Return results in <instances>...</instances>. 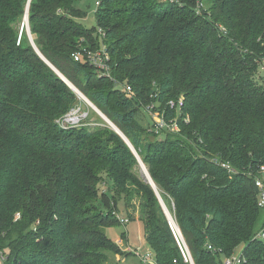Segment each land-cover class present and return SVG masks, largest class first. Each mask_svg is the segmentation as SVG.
Masks as SVG:
<instances>
[{
  "label": "trees",
  "instance_id": "16d2710c",
  "mask_svg": "<svg viewBox=\"0 0 264 264\" xmlns=\"http://www.w3.org/2000/svg\"><path fill=\"white\" fill-rule=\"evenodd\" d=\"M80 1H31L41 54L133 145L194 264H223L240 247L243 264H264V242L254 239L264 209L253 184L264 166V84L257 79L264 0H102L97 30L111 54V78L73 58L100 47L99 33L75 21L84 15ZM28 2L0 0L3 264H109L108 252L126 255L106 236L120 225L117 200L134 220V196L143 200L139 221L156 263L188 264L126 141L104 120L68 130L57 124L84 102L22 29ZM125 84L132 98L118 86ZM180 98V112L168 107ZM152 103L167 121L177 119L179 132L158 140L151 123L141 124Z\"/></svg>",
  "mask_w": 264,
  "mask_h": 264
},
{
  "label": "built area",
  "instance_id": "2783aa9c",
  "mask_svg": "<svg viewBox=\"0 0 264 264\" xmlns=\"http://www.w3.org/2000/svg\"><path fill=\"white\" fill-rule=\"evenodd\" d=\"M101 2L102 0L96 1V8L100 6ZM98 33L100 35V47L96 50H90L88 48H83L79 51H76L73 54V58L75 62H85V63L90 64L92 67L96 69L99 76L111 78V70H112L111 54L108 51V48L104 42V38H105L104 32L100 29ZM260 71L264 73V59L260 63ZM118 86H120L122 91L125 92L129 98H132L134 96V91L130 85L125 84V85H118ZM168 107H170V109L172 110H175L176 112L178 111L180 112L182 108L184 107V99L180 98L176 101H169ZM155 108H156L155 103H152L148 105L145 110L148 113L155 114L153 113V111H155ZM89 117H90L89 113L84 112L83 106L79 105L73 108L68 114L63 116L61 119L57 120V124L63 130L77 128V127H81L85 125L95 126L96 124H92L89 121ZM156 117H157V120L153 121L152 123V131L156 133L157 135H161L164 133L179 132V127L176 123L177 119L173 121H167L164 117V114L161 112H158V116ZM88 121L90 122L89 124H87ZM186 121H189L188 117L186 118ZM223 168L227 169L229 172L234 171L229 165H223ZM253 184L257 192L259 206L262 209H264V166H262L259 169L258 176L255 177ZM116 218L119 221L120 225H126L129 223V221L126 219L119 218L117 216ZM171 227H172L174 236L177 240L178 246L181 250L184 261L188 264H193L194 262L193 258L191 256V253L189 251V248L184 238L181 236L176 226L171 225ZM254 239L264 242V228L259 231V233L255 236ZM208 249L211 251L213 250L212 246H209ZM134 254L140 259L141 264H157L156 256L152 250L148 251L147 253H143V255L140 252H136ZM243 263H245V257H244L243 252L239 256L235 254L232 257L226 258L223 260V264H243Z\"/></svg>",
  "mask_w": 264,
  "mask_h": 264
},
{
  "label": "rangeland",
  "instance_id": "374dc122",
  "mask_svg": "<svg viewBox=\"0 0 264 264\" xmlns=\"http://www.w3.org/2000/svg\"><path fill=\"white\" fill-rule=\"evenodd\" d=\"M96 1L97 0H81L80 2L77 3L78 8L82 9L84 12V15L81 18L76 19V23L81 25L83 28L98 34V21L96 18ZM25 27V18L24 22L22 23V29ZM257 79L259 82L264 84V73L262 71H258L257 73ZM171 101H176V100H171ZM156 108L153 113L151 114L146 111L145 115H141V124L144 127H149V124L153 123V121L157 120L158 108H160V105L158 103H155ZM83 110L84 112L89 113V121L92 124H102L103 120L97 113H94L92 109L84 102ZM99 116V117H98ZM101 118V119H100ZM88 121V122H89ZM89 122V123H90ZM150 124V125H151ZM158 140H163L165 139V135H161L157 138ZM143 175V174H142ZM108 194H110V187L111 184L107 182L106 184ZM106 187L102 186L100 187L101 191H106ZM143 200L139 197L134 196L133 199V209H132V214H134V218H138L141 215V206H142ZM116 216L119 218H123L129 221L128 224L126 225H117L114 227H111L106 230V236L113 241L115 244H117L118 248L124 252L126 255L124 256H119L116 255L112 252H108L107 255L109 257V264H141L140 259L137 258L134 255H127L126 252H128L129 249L132 250V253L140 252L142 255L143 253H147L150 251V246L148 245L146 241V230L144 223L139 221V220H132L129 219L127 210L125 208V201L124 199L120 198L117 200V211ZM125 234V236H124ZM124 236V237H123ZM243 252V248H239L237 250V256H239ZM129 256V257H127ZM3 254L0 253V264H3ZM123 257V258H121Z\"/></svg>",
  "mask_w": 264,
  "mask_h": 264
},
{
  "label": "water",
  "instance_id": "95a60500",
  "mask_svg": "<svg viewBox=\"0 0 264 264\" xmlns=\"http://www.w3.org/2000/svg\"><path fill=\"white\" fill-rule=\"evenodd\" d=\"M32 0H29L28 2V6H27V11H26V15H25V28L28 34V37L33 45V47L36 49L37 53L40 55V57L59 75V77L84 101L86 102L116 133H118L125 141L126 143L129 145V147L131 148V150L133 151V153L135 154L136 158L138 159L142 174L144 176V173L146 175L145 180L152 186V188L154 189L156 195L159 198V201L161 203V206L170 222V224L172 226H176L179 233L181 234V236L183 237L179 227L177 226V224L175 223V220L171 214V212L168 210V208L166 207L163 199L161 198L157 187L155 185V183L153 182L146 166L144 165L143 161L141 160L140 156L138 155L137 151L135 150V148L133 147V145L130 143V141L127 139V137L121 132V130L119 128H117V126H115L91 101H89L65 76H63L51 63L48 62V60L41 54V52L39 51V49L37 48L35 42H34V38L31 34V30H30V25H29V9H30V4H31ZM194 264V262H193Z\"/></svg>",
  "mask_w": 264,
  "mask_h": 264
},
{
  "label": "crops",
  "instance_id": "0c3cea01",
  "mask_svg": "<svg viewBox=\"0 0 264 264\" xmlns=\"http://www.w3.org/2000/svg\"><path fill=\"white\" fill-rule=\"evenodd\" d=\"M130 219V218H129ZM134 220H139V217L138 218H135ZM127 254H129V256H131V255H134V256H136L134 253H132V250L131 249H129L128 250V252H126ZM129 256H127V257H129ZM137 257V256H136ZM121 258H123V257H121ZM138 258V257H137ZM124 259V258H123Z\"/></svg>",
  "mask_w": 264,
  "mask_h": 264
},
{
  "label": "bare ground",
  "instance_id": "6f19581e",
  "mask_svg": "<svg viewBox=\"0 0 264 264\" xmlns=\"http://www.w3.org/2000/svg\"><path fill=\"white\" fill-rule=\"evenodd\" d=\"M144 176L146 177L145 173H144Z\"/></svg>",
  "mask_w": 264,
  "mask_h": 264
}]
</instances>
